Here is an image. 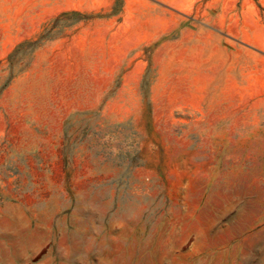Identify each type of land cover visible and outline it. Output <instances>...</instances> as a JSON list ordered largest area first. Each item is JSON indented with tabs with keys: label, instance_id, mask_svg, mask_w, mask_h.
Segmentation results:
<instances>
[{
	"label": "rangeland",
	"instance_id": "obj_1",
	"mask_svg": "<svg viewBox=\"0 0 264 264\" xmlns=\"http://www.w3.org/2000/svg\"><path fill=\"white\" fill-rule=\"evenodd\" d=\"M0 264H264V0H0Z\"/></svg>",
	"mask_w": 264,
	"mask_h": 264
},
{
	"label": "bare ground",
	"instance_id": "obj_2",
	"mask_svg": "<svg viewBox=\"0 0 264 264\" xmlns=\"http://www.w3.org/2000/svg\"><path fill=\"white\" fill-rule=\"evenodd\" d=\"M74 254V253H73Z\"/></svg>",
	"mask_w": 264,
	"mask_h": 264
}]
</instances>
